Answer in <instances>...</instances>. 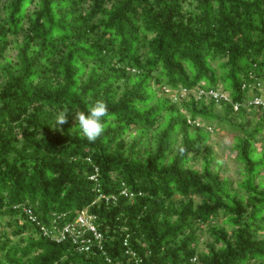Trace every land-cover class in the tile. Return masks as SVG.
Wrapping results in <instances>:
<instances>
[{
  "label": "trees",
  "instance_id": "obj_1",
  "mask_svg": "<svg viewBox=\"0 0 264 264\" xmlns=\"http://www.w3.org/2000/svg\"><path fill=\"white\" fill-rule=\"evenodd\" d=\"M0 69V264H264V0H0ZM97 99L89 143L71 112ZM224 124L237 187L209 140ZM82 211L101 244L43 237Z\"/></svg>",
  "mask_w": 264,
  "mask_h": 264
},
{
  "label": "built area",
  "instance_id": "obj_2",
  "mask_svg": "<svg viewBox=\"0 0 264 264\" xmlns=\"http://www.w3.org/2000/svg\"><path fill=\"white\" fill-rule=\"evenodd\" d=\"M167 92H170L167 90ZM190 93H192L195 98L201 99L206 98L207 100H214L217 105L221 102L231 103L229 94L222 91H214V90H199L190 92L189 90L183 89L177 94L180 95L181 98L186 99ZM174 94V93H173ZM175 96V94L173 95ZM249 105L262 106L264 105V100L261 98H256L253 102H249ZM241 104H234L235 110H239ZM123 194L125 196H132L124 191ZM101 198H105L101 195ZM109 200L108 198H106ZM24 213L28 216V218L32 222H37L36 216L31 209L24 207ZM60 217H57L52 221L49 226H41V233L43 237L48 238L52 241H56L57 243L64 242L65 240H70L73 245H77L81 247L82 251H87L90 249L92 241L101 244L103 240V235L99 232L96 225V216L89 214L87 211H82L79 213L77 218L72 222H67L63 225H60L58 220ZM125 246H128V241H125ZM133 259L137 257L135 253H132ZM196 258L193 259V262H196Z\"/></svg>",
  "mask_w": 264,
  "mask_h": 264
},
{
  "label": "rangeland",
  "instance_id": "obj_3",
  "mask_svg": "<svg viewBox=\"0 0 264 264\" xmlns=\"http://www.w3.org/2000/svg\"><path fill=\"white\" fill-rule=\"evenodd\" d=\"M16 54H17V50L14 47H11L10 50L8 51V58H10L11 60H14ZM2 78H3V75L0 69V81H2ZM226 85L228 87L230 83H227ZM215 113L222 117L225 116L224 110L220 105H217L215 107ZM216 122L217 121H214L215 124ZM253 123L255 122L253 121V118H251L250 120L251 126L254 125ZM236 136H237V132L231 131L229 126L227 124H224L222 126V129L216 130L213 128L212 132L210 133V137H209L210 144L213 146L215 155L222 162V170L224 172V176L232 178L235 183L234 185L235 187H237V184H239L242 181L241 170L239 168L237 161L235 160V157H236L235 137ZM260 146L262 145L260 144L259 147ZM263 177H264V174H263ZM9 221L10 219L6 218L3 222V225H4V228L7 229L8 232L11 233V229L7 227V224L9 223ZM218 225L223 226L224 224L223 222H219ZM203 235H204V238H203L202 243L199 244V251H205L206 244L212 241V238L207 228L204 229ZM11 238H12L13 244L20 241V239L18 238H15V237H11Z\"/></svg>",
  "mask_w": 264,
  "mask_h": 264
},
{
  "label": "clouds",
  "instance_id": "obj_4",
  "mask_svg": "<svg viewBox=\"0 0 264 264\" xmlns=\"http://www.w3.org/2000/svg\"><path fill=\"white\" fill-rule=\"evenodd\" d=\"M67 108L60 110L56 114V126L63 125L68 121ZM74 120L84 138L89 143L96 142L105 131V119L109 117L107 103L103 99H97L87 107V111H74ZM182 153L183 147L179 148Z\"/></svg>",
  "mask_w": 264,
  "mask_h": 264
}]
</instances>
